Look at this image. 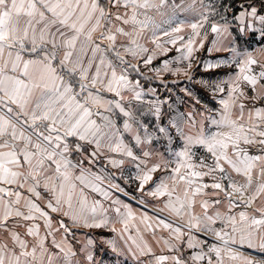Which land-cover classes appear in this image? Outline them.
<instances>
[{
    "label": "snow or ice",
    "instance_id": "obj_1",
    "mask_svg": "<svg viewBox=\"0 0 264 264\" xmlns=\"http://www.w3.org/2000/svg\"><path fill=\"white\" fill-rule=\"evenodd\" d=\"M261 5L244 0L237 10L215 0H0V264H79L69 240L76 237L74 228L120 223L124 239L136 215L122 199L130 193L120 180L136 182L141 195L131 199L145 207V230L154 234L162 226L172 237L164 240L172 255H155L128 235L136 264H225V258L264 264V204L254 206L264 196V107L253 106L244 119V88L257 93L259 85L251 99H264V63L254 54H264V45L241 50L237 43L257 34L264 42V0ZM146 38L152 50L141 43ZM166 45L178 55L148 68L157 77L169 73L191 81L194 62L205 71L235 69L197 80L220 105L199 113L208 127L192 112L173 115L170 97L141 83L149 79L141 64L147 68L166 55ZM201 49L228 55L197 61ZM160 84L170 91L162 78ZM235 109L239 116L233 119ZM174 141L183 142L179 151L172 150ZM157 144L166 145L163 152L149 147ZM154 152L159 157L150 163ZM126 160L134 168L128 176ZM86 190L110 207L89 199ZM145 197L162 204L152 216ZM198 198L199 216L192 212ZM163 212L188 219L176 223ZM18 228H25L23 235ZM107 243L120 251L114 241ZM94 245L86 236L79 249L85 264H95ZM245 246L260 255L237 250ZM186 250H192L187 257Z\"/></svg>",
    "mask_w": 264,
    "mask_h": 264
},
{
    "label": "crops",
    "instance_id": "obj_2",
    "mask_svg": "<svg viewBox=\"0 0 264 264\" xmlns=\"http://www.w3.org/2000/svg\"><path fill=\"white\" fill-rule=\"evenodd\" d=\"M243 3V2H242ZM255 3L257 5V7H261V0H255ZM240 4L237 3L235 8H237V10H239ZM234 8V7H233ZM258 37V34H257ZM257 37H253V36H243L241 37L237 43L238 46L241 50L244 49H249V50H254V49H258L259 47H261L262 45H264V42L260 41ZM212 39V34H209V38L208 41L205 42V48L209 47L210 44V40ZM141 43H143L146 47H148L149 43H152L150 38H146L145 40L141 41ZM202 54L205 53L204 55H208L203 49H201L197 54ZM255 58L257 60H259L260 62L264 63V54L260 53V52H255ZM211 55L218 57V56H226L228 55L227 53H212ZM162 57H156V59H160ZM164 60V59H163ZM254 67V71L258 72L259 68L257 66H253ZM234 70H228L227 72H225L224 74H220L217 75V78L223 77L228 73H232L234 72ZM161 76H165L166 78H169L172 75L166 74V75H162ZM170 79V78H169ZM180 85H177L176 87H179ZM183 86H187L186 88L189 89L193 95L188 97H194L195 98V92H196V87L193 86L191 83L189 84H185ZM147 86H145V90H147ZM244 91L246 92L247 96L249 97V99L245 100L244 103L246 104V109H245V113H244V119L245 121H247L248 118V110L251 109L253 106L255 107H264V99L261 98H257L255 101H253L251 99V97H253L254 95L258 96V93L261 91L259 89V85L257 86V93H254L252 91V89L250 87H245ZM181 92H184L181 90ZM150 96V95H149ZM147 98V97H146ZM200 103H204L207 105V108L210 104H215V106H212L211 109H218L220 108L219 103L217 102L216 99H214V101H208V100H199ZM189 102V101H188ZM194 104H189L187 106V109L184 110V112H186V114H188L192 109V106ZM210 108V107H209ZM185 109V106H184ZM205 107L204 108H200V110L198 112H196L195 110L192 112L193 114H195L196 116V120L200 123L203 124L204 127H208V122L207 120L203 119L199 113L200 112H204ZM205 115H207V113H205ZM239 116V110L235 109L233 111V119H236ZM199 126V125H198ZM185 130L186 131H191L192 133L195 132V129H190L187 126V123H185ZM182 141H179V143L177 142H173L172 150L173 151H179L180 147L182 146ZM149 147H154L156 149L159 150V152H163L166 145H154V146H149ZM199 152L203 153L202 149H198ZM249 151L252 153L257 152V148L256 146H251L249 148ZM159 152H154L153 153V157L151 162H155L158 157H159ZM139 154V153H137ZM119 158V157H116ZM167 158V156L165 157ZM103 163V162H102ZM108 170L110 172H119L120 170L118 169H113L110 165L108 166ZM132 170L134 172V168L133 165L131 164V162H129L128 160L125 161L124 167H123V171L124 173H126V175L130 174V171ZM95 171V169H94ZM156 175H160V173H157ZM236 179H241V177H235ZM124 181V180H123ZM205 182H208V178H205ZM124 183H126L124 181ZM128 184V183H126ZM134 188H137V184L136 182H134ZM129 191V190H128ZM132 191V190H130ZM135 191V190H134ZM208 191H211L210 189ZM131 193V192H130ZM135 193H137L139 196L141 195L139 192L135 191ZM86 194L89 195V199H101L102 198L97 195L96 193H90L86 190ZM134 194L132 193V195L130 194L129 197L125 198L123 197L122 199H125V202H130L131 206L133 208V211L136 215V219L132 222H130L129 224V232L124 234V239H121L119 232L122 230V225L120 223H114V224H109L108 227H102V228H74L73 231L76 232V237L72 238L69 237V240L71 241L72 245L74 246V250L77 251L78 255H77V260L79 261V264H85L84 259H83V253L79 252V249L81 248V246L86 242V236H91L94 241H95V245L94 247L90 248V251L93 252L94 254V262L95 264H136V261L134 260L132 253L129 252L128 248L129 246L132 247V251H136L135 246L132 244L131 240H127L128 235L133 236L137 243H141V241H143L144 243H146L151 249L152 252L155 255H172V253L168 252L166 245L164 244V240H172V237L170 236V233L168 230L163 229L162 226L159 228H156L155 233L153 234V232L151 230H145L144 225L140 222V216L141 214L145 211V207L141 206L138 200H132L131 197ZM146 200L149 201V203L146 205V208L148 210V215L152 216L153 212L158 211L159 207H162V204L159 200H155L151 197H145ZM200 199H197L196 204L194 205L192 212L194 215H201L203 213V209L200 207ZM203 199H210V197H203ZM102 203L104 204V207L109 208L110 204L108 201H104L102 200ZM261 204H264V196H262L260 199H258L256 201V204L254 206H261ZM213 211H215V208H209V214H211ZM220 211L223 212L225 211L224 207H220ZM55 215V214H53ZM160 215L163 216H167L170 220L175 221L176 223H185L188 219V217L185 215L183 220H179L177 217L169 215L167 212H163L160 213ZM109 216L113 219V221H115L116 216L114 211H109ZM154 227H155V221H152ZM115 227L117 229L116 232H113L111 229ZM139 227L140 232L137 233L136 228ZM214 227H216L217 229H219L220 224L219 222L214 225ZM18 231L21 232V234L23 235L25 232V228H18ZM43 232V229H42ZM3 233H0V239L3 238ZM201 238H203L202 234H201ZM27 239H29V241L31 242V238L28 237ZM57 239H60V235L57 234ZM186 239V237H185ZM112 240L115 242L117 248L120 250L119 252H114L112 251L111 247L108 245L107 241ZM125 240H127V244L125 243ZM174 242V241H173ZM207 242L213 243L214 242V237L209 236L207 238ZM47 245L49 247H51V237H49L48 241H46ZM53 251H55V249H52ZM237 250H239L240 252H242L243 254H247V253H252L254 256H259L260 254L257 252H254L252 249H247L246 246L243 248H238ZM103 251V252H102ZM192 250H186L184 252L185 257H187V255H189L191 253ZM214 256V254H213ZM148 257L144 256V257H140L141 261L147 260ZM168 264H171V262H168ZM189 264H191V262H189ZM203 264H206V262H203ZM225 264H243V261L241 260H229L227 258H225Z\"/></svg>",
    "mask_w": 264,
    "mask_h": 264
},
{
    "label": "rangeland",
    "instance_id": "obj_3",
    "mask_svg": "<svg viewBox=\"0 0 264 264\" xmlns=\"http://www.w3.org/2000/svg\"><path fill=\"white\" fill-rule=\"evenodd\" d=\"M217 6L219 5H231L232 8L236 6L237 3H239L240 5L242 4V2H244V0H215ZM190 32V29L185 27L183 33H181L182 35H187ZM164 39H166L165 37L161 36V41H163ZM179 46V42L176 45V47ZM154 44L153 43H149L148 47L150 50H152L154 48ZM166 47L171 48V51H169L166 55H158L157 57H162L160 59H154L152 61V64L149 65L147 68L144 67L143 64H141V71L144 73L145 76H147L149 79L148 80H144L141 79V83L144 86L147 87H151L154 89L158 90L159 95H161L162 97L167 96L170 97L169 99V104L171 105V112L173 115H180V114H185L186 112H184V110L187 109V106L189 104H194L192 106V109L190 111H196L198 112L200 110V108H204L205 106L207 107L206 104L204 103H196V99L198 98L199 100H208V101H214L211 93L209 92V90H207L206 88H204L201 84L197 83V80L203 78V79H209V77L215 79L217 77V75L220 74H224L225 72H227L228 70H234V68H221V69H212V70H208L205 71L203 68H198L196 67V63L194 62L193 64V68L191 70V75L193 77V79L191 81H188L186 77L180 75V76H170L169 78H166L165 76H160L157 77L156 74L154 72L148 71V68H154V67H160L161 66V61L163 59H168L174 56H177L178 53L176 52V47H173L171 45H166ZM205 53L202 54H198L197 55V61L201 60V59H215L216 57L213 55H204ZM129 59H131V57H128ZM133 63H137L138 61H132ZM173 67H175V65H173ZM162 75H166L169 73H161ZM171 75V74H169ZM133 76L135 77V73H133ZM161 78L164 80V82L166 84H168V87L170 89V91H166L164 89V87L160 84V80ZM179 81V83L176 84H172V81ZM191 83L193 86L196 87V92H195V98L194 97H188L187 94L185 92H181V90L183 88H186L187 86H183L185 84H189ZM177 85H180L179 87H176ZM150 95V94H149ZM147 98H151V96H148ZM189 101V102H188ZM185 106V109H184ZM212 106H215V104H210L208 106V109H211ZM210 107V108H209ZM165 108H167V105L165 106ZM146 119L151 120L152 117H146ZM167 119V117L165 118ZM186 123V122H185ZM201 153V152H200ZM202 154V153H201ZM116 174H119V172H115ZM125 176L126 173H124ZM120 183L123 187H125L127 189V191L132 195V193L134 194L133 196L139 197V195L137 193H135L136 189L134 188V182L132 183H124L123 180H120ZM132 190V191H130ZM135 190V191H134ZM123 198V197H122ZM103 252V251H102Z\"/></svg>",
    "mask_w": 264,
    "mask_h": 264
},
{
    "label": "trees",
    "instance_id": "obj_4",
    "mask_svg": "<svg viewBox=\"0 0 264 264\" xmlns=\"http://www.w3.org/2000/svg\"><path fill=\"white\" fill-rule=\"evenodd\" d=\"M235 9H237V8H235Z\"/></svg>",
    "mask_w": 264,
    "mask_h": 264
}]
</instances>
